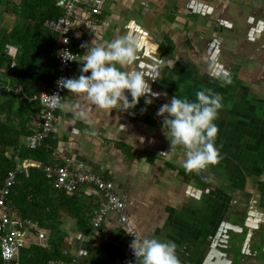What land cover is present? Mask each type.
I'll list each match as a JSON object with an SVG mask.
<instances>
[{"label":"crops","instance_id":"0c3cea01","mask_svg":"<svg viewBox=\"0 0 264 264\" xmlns=\"http://www.w3.org/2000/svg\"><path fill=\"white\" fill-rule=\"evenodd\" d=\"M3 8L0 27L21 23ZM83 16L74 38L82 53L68 77L80 74L84 42L131 34L141 45L138 65L160 74L145 77L161 93L146 104L156 110V123L146 122V111L134 118L133 108L108 111L66 88L52 132L56 147L46 161H82L111 180L139 237L174 241L182 264H264V0H102L95 14ZM164 37L174 44L171 56L160 51ZM224 69L231 83L215 75ZM205 88L223 96L215 121L222 158L196 171L205 178L199 182L181 173L186 149H171L157 110L173 95L195 100ZM79 190L93 204L102 199L90 186ZM60 227L77 264H124L127 234L115 212L88 231L70 216Z\"/></svg>","mask_w":264,"mask_h":264},{"label":"trees","instance_id":"16d2710c","mask_svg":"<svg viewBox=\"0 0 264 264\" xmlns=\"http://www.w3.org/2000/svg\"><path fill=\"white\" fill-rule=\"evenodd\" d=\"M55 2L0 0V5L4 6L3 12L16 14L22 20L11 28L0 27V189L7 173L14 170L20 160L32 159L46 163L56 147L52 132L35 148H30L24 142V137L32 132L33 120L40 109L38 102L26 99L24 95L31 96L46 90L56 71L57 33L44 25L45 19L63 13V9ZM160 43V51L171 56L174 46L171 40L164 37ZM76 44L74 47L82 53ZM6 45L16 48L14 56L5 50ZM19 86L21 93L15 92ZM142 108H146L148 113L146 122L155 124L156 110L142 101L133 108L132 117L143 113ZM30 163L34 162L25 161V164ZM180 171L187 178L194 177L199 182L205 180L194 170ZM16 174L15 182L5 196V206L15 212L19 219L36 222L38 229L44 233V237L37 242L20 249L19 263L69 261L71 256L65 252V232L60 227L63 217H73L78 230L88 231L97 204H93L90 196L80 190L67 192L57 189L39 167H29L28 174L23 171H17ZM0 264L8 263L0 258Z\"/></svg>","mask_w":264,"mask_h":264},{"label":"clouds","instance_id":"9594fccd","mask_svg":"<svg viewBox=\"0 0 264 264\" xmlns=\"http://www.w3.org/2000/svg\"><path fill=\"white\" fill-rule=\"evenodd\" d=\"M81 47L87 51L80 65V74L60 77L57 81L60 87L83 94L108 111L113 108L121 111L134 108L142 96L145 104H150L153 97L161 95L153 91L150 81L145 78L147 75L156 80L160 77L159 71L154 68L149 74L138 65L141 45L131 34L91 46L84 42ZM60 54L64 61H79L77 53L69 49H63ZM217 62L214 58L213 66ZM215 75L225 84L232 81L227 69L216 71ZM48 96L54 97L53 104L62 105L59 94ZM196 97L190 100L187 96L173 95L169 102L163 103L157 110V114L163 118L162 128L164 131L167 129L165 135L170 140L171 149L177 145L185 147L186 158L181 164L188 171H200L222 158L215 143L219 131L215 121L223 107V96L211 88H205L198 89ZM141 110L146 111V108ZM120 127L124 129L126 125L120 124ZM130 246L142 264H182L174 241L148 235L139 238L134 234Z\"/></svg>","mask_w":264,"mask_h":264},{"label":"built area","instance_id":"2783aa9c","mask_svg":"<svg viewBox=\"0 0 264 264\" xmlns=\"http://www.w3.org/2000/svg\"><path fill=\"white\" fill-rule=\"evenodd\" d=\"M101 1L56 0L55 4L63 9V13L55 18L44 20V25L57 33L56 71L53 73L51 84L46 90L31 96L24 95L26 99L40 104L39 112L33 120L32 132L24 137V142L30 148L39 146L53 132L56 111L59 106L52 103L54 97L48 96V94H59L61 101L63 100L66 88L60 87L57 81L60 77H68V69L77 62L74 60L64 61L60 53L63 49H69L73 53H77V59H80V53L74 47V38L78 37L77 29L85 22L84 12L95 14L100 8ZM10 47V45H6L5 50L14 56ZM0 87L2 86L0 85ZM15 92L21 93V87H16ZM26 160L28 159L20 160L16 168L7 173L8 175L5 176L3 186L0 189V258L3 262L20 264L18 259L20 249L44 237L43 231L38 229L36 222L19 219L15 212L11 211L4 203L5 196L15 182L16 172L23 171L28 174V168L32 166L41 168L57 189L72 192L86 185L93 188L95 192H99L102 199L93 210V215L90 218L91 225L99 226L108 212H115L118 221L123 225L127 234V242L123 249L121 262L129 263L132 261L135 263L139 260L135 257L130 246L134 234L139 237L137 228L129 219L124 201L115 191L111 180L101 173L86 169L82 161L71 164L69 161L53 159L46 163L25 164ZM49 264H77V261L75 258H71L67 262L56 260Z\"/></svg>","mask_w":264,"mask_h":264},{"label":"rangeland","instance_id":"374dc122","mask_svg":"<svg viewBox=\"0 0 264 264\" xmlns=\"http://www.w3.org/2000/svg\"><path fill=\"white\" fill-rule=\"evenodd\" d=\"M0 12H1V11H0ZM10 21L13 22L12 20H10ZM60 108L62 109V106H61V105H60V107H59V110H60ZM57 113H58L59 116L62 115V113H60V111H58ZM56 121H57V119H55V123H56Z\"/></svg>","mask_w":264,"mask_h":264},{"label":"water","instance_id":"95a60500","mask_svg":"<svg viewBox=\"0 0 264 264\" xmlns=\"http://www.w3.org/2000/svg\"><path fill=\"white\" fill-rule=\"evenodd\" d=\"M251 236V235H250ZM263 250V249H262ZM262 260H264V259H262ZM124 264H128V263H124Z\"/></svg>","mask_w":264,"mask_h":264},{"label":"bare ground","instance_id":"6f19581e","mask_svg":"<svg viewBox=\"0 0 264 264\" xmlns=\"http://www.w3.org/2000/svg\"><path fill=\"white\" fill-rule=\"evenodd\" d=\"M10 156V155H9Z\"/></svg>","mask_w":264,"mask_h":264}]
</instances>
